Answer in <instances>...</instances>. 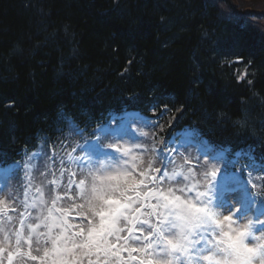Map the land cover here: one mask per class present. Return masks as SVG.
Listing matches in <instances>:
<instances>
[{"label": "trees", "instance_id": "obj_1", "mask_svg": "<svg viewBox=\"0 0 264 264\" xmlns=\"http://www.w3.org/2000/svg\"><path fill=\"white\" fill-rule=\"evenodd\" d=\"M262 1L0 0V160L138 106L264 151Z\"/></svg>", "mask_w": 264, "mask_h": 264}, {"label": "snow or ice", "instance_id": "obj_2", "mask_svg": "<svg viewBox=\"0 0 264 264\" xmlns=\"http://www.w3.org/2000/svg\"><path fill=\"white\" fill-rule=\"evenodd\" d=\"M92 135L73 147L83 155L67 157L81 178L71 172L62 186L61 167L60 177L50 182L63 195L50 193L46 200L37 188L39 196L29 200V182L19 202V228L9 215L16 207L0 199V264L5 253L7 264H264V185L252 176L264 168L250 163L236 169L239 159L208 152L194 138L177 145L175 137L156 150V167L144 158L152 149L119 143L125 137L135 142L146 132L112 133L100 126ZM189 147L197 148L195 164L180 152ZM173 154L188 166L169 171ZM23 168L31 170L28 163ZM20 169L18 162L7 167L4 187Z\"/></svg>", "mask_w": 264, "mask_h": 264}, {"label": "rangeland", "instance_id": "obj_3", "mask_svg": "<svg viewBox=\"0 0 264 264\" xmlns=\"http://www.w3.org/2000/svg\"><path fill=\"white\" fill-rule=\"evenodd\" d=\"M220 2H219V4L220 5H222V2H225L226 0H219ZM234 2H236V3H239V4H241V3H243V2H247V1H251V0H233ZM262 2H264V0L262 1ZM225 5V4H224ZM3 197H4V192H2V191H0V199H3ZM225 214H227V213H225ZM5 255V254H4ZM5 264H7V260H5V262H4Z\"/></svg>", "mask_w": 264, "mask_h": 264}, {"label": "bare ground", "instance_id": "obj_4", "mask_svg": "<svg viewBox=\"0 0 264 264\" xmlns=\"http://www.w3.org/2000/svg\"><path fill=\"white\" fill-rule=\"evenodd\" d=\"M233 44H235V42L233 43ZM89 92H91V91H89ZM99 95H101L102 96V98H101V100H106V93H104V92H101ZM195 111H196V109H195Z\"/></svg>", "mask_w": 264, "mask_h": 264}]
</instances>
